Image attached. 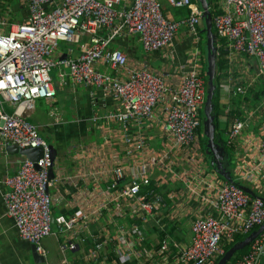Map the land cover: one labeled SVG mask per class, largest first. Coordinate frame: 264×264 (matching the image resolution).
<instances>
[{"label":"built area","instance_id":"obj_1","mask_svg":"<svg viewBox=\"0 0 264 264\" xmlns=\"http://www.w3.org/2000/svg\"><path fill=\"white\" fill-rule=\"evenodd\" d=\"M23 1L27 2V15L22 21L11 22L0 11V145L42 149L38 159L23 158L17 170L3 180L5 213L22 239L35 244L43 254L41 239L52 233L53 222L60 231L69 232L89 217L85 212L52 214L54 199L48 187L56 177L49 178L51 145L27 117L38 98L55 97L50 71L61 65L68 67L67 77L73 84L100 88L117 102L118 107L105 118L119 121L129 131L123 138L127 154L146 152L136 155L130 172L121 164L112 168L113 184L128 177L117 199L133 205L138 219L144 222L156 211L171 216L175 209L183 208L191 214L188 243L163 238L159 246L142 248L139 253L145 257L157 253L162 264H215L237 235L246 236L264 223V137L246 133V120L234 116L225 130V140L232 145L236 158L231 168L234 178L221 177L214 167L206 179L208 167L202 162L207 153L201 147L202 134L198 130L203 123L205 72L195 66L185 69L182 64L181 72L168 79L149 66L131 64L122 49L111 45L121 32L137 33L146 52L167 49L173 56L172 46L181 27L197 45L204 20L197 0H166L173 7L188 9L179 18L167 16L159 0ZM219 4L220 11L211 15V20L216 36L225 40V58L231 61L244 54L254 57L264 81V0H221ZM103 27L107 29L105 34L99 33ZM59 40L73 42L79 48L78 54H56ZM189 55L199 58L198 48L195 46ZM232 66L229 62L221 71L220 86L223 93L237 95L244 92L245 86L232 82L233 76L228 74ZM57 74L63 80L64 72L58 70ZM91 95L95 100L94 92ZM225 110L229 111L228 104ZM143 124L149 130L156 124V131L164 138L163 147L156 150L149 144L151 134L144 131ZM174 150L182 152L184 158L198 157L197 163L201 164L198 177L192 174L188 178L193 184L189 196L198 200L196 206H186V199L160 205V195L148 197L141 191L152 179L160 184L161 178H151L150 171L170 158ZM145 237V228L137 223L117 235L119 264L130 257L126 246L136 243L142 247ZM102 243L97 242L95 249ZM67 247L73 249L76 244L68 240ZM229 264H264V227L250 240L248 250Z\"/></svg>","mask_w":264,"mask_h":264},{"label":"crops","instance_id":"obj_2","mask_svg":"<svg viewBox=\"0 0 264 264\" xmlns=\"http://www.w3.org/2000/svg\"><path fill=\"white\" fill-rule=\"evenodd\" d=\"M159 1L163 12L171 18H179L188 11L187 8L173 7L166 0ZM220 1L215 0L218 7ZM0 11L11 22L22 21L27 15V2L0 0ZM202 28H204V20L200 26V39L195 45L186 28L181 27L172 46L175 50L173 56L167 49L146 52L137 33L121 32L111 45L122 49L131 64L149 66L154 71L166 74L168 79L174 73L181 72L182 64L186 65L185 69L195 66L206 74L207 58L204 53L206 32L204 31L203 36ZM3 30L6 31L7 27ZM106 32L107 29L104 27L99 31L101 34ZM195 46L199 50V58H191L189 55ZM69 49L71 50L68 51ZM78 52L79 48L76 45L74 48H58L57 45L55 50L56 54L70 56H75ZM229 62L233 65L228 71V74L233 76L232 82L243 84L245 89L243 95L222 92L221 101L228 104L229 111L225 110L226 105H224L219 118L221 125L226 124L227 129L231 119L237 116L246 120L244 130L246 133H252L256 138L264 137V81L259 76L255 59L244 54L237 59L227 61L225 67H228ZM58 70H62L64 76L63 80L58 78L57 82L53 79L55 97L52 100L38 98L34 108L27 113V117L37 125L40 133L55 148L52 170L56 179L48 187V192L54 199L52 214L69 216L85 212L89 217L69 232L60 231L53 222L52 233L41 239L44 253L41 254L35 248L38 256L34 259L32 243L19 236L12 218L5 213L3 202L5 190L3 180L8 174L17 170L23 157L19 153L2 150L0 152V264H119L116 251L119 244L117 235L122 231L126 232L133 223L145 228L146 237L142 247L136 243L126 246L130 257L125 264H162L157 253L145 257L139 251H142V248L151 249L159 246L163 238L188 243L191 214L184 212L183 208L175 210L172 208L174 215H160L156 211L144 222L138 219L133 205L121 198L117 199L120 188L128 183V177L113 184L112 168L116 164H121L126 172H130L134 170L131 167L136 155L141 156L146 152L127 154L123 138L129 131L119 121L105 118L108 112L118 107L117 102L108 93L93 86L73 84L67 77L66 65L56 67L57 72ZM59 92L65 95L64 99H61L63 103H60L58 98ZM91 92H94L95 100ZM256 94H259L260 98L253 101ZM8 108L11 109L10 106ZM251 110L254 116L249 114ZM234 112L236 113L232 115ZM143 129L151 134L149 144L152 147L156 150L163 147L164 138L156 131V124L152 130L143 124ZM148 150H151L150 147ZM206 153L202 163L208 167L204 175L207 179L216 166L211 154ZM195 157L191 155L184 158L182 152L174 150L170 158H165L159 167L155 166L150 171L151 178H161L160 184H156L154 179L152 181L158 185L160 194H164L167 200L186 199V206L197 205L198 200H192L189 196V187L193 184L188 181L189 176L193 174L194 177H198L201 172L198 169L201 164L197 163L198 157ZM231 157L234 167L236 158L233 149ZM201 167L203 170L204 167ZM152 196H159V193ZM97 207H100L99 210L92 215V211ZM169 228H172L173 232ZM129 239L133 241V238L129 237ZM68 240H72L76 247L73 249L67 247ZM97 242L103 243L96 250ZM52 248L56 253L48 259L47 254Z\"/></svg>","mask_w":264,"mask_h":264},{"label":"water","instance_id":"obj_3","mask_svg":"<svg viewBox=\"0 0 264 264\" xmlns=\"http://www.w3.org/2000/svg\"><path fill=\"white\" fill-rule=\"evenodd\" d=\"M203 9L204 14V30L206 32V44H207V61H206V75H207V89H206V96H205V102L203 106L204 111V120H203V129L204 133L207 136L208 139V147L209 152L212 155V161L217 165L218 170L223 174L225 178L228 180H232V177L224 170L221 164V155L218 153L219 147L214 144V122L213 117L214 115L211 113L212 110V95L214 93V75H215V47L213 40V31H212V20H211V12L209 8V1L208 0H197ZM66 54H63L61 57H65ZM2 150L11 151L15 153H19L23 158H28L30 160H36L41 156L42 149L41 147H19L15 144H8L5 147H2L0 145V152ZM52 150V162L51 166L49 168V178L54 177L53 175V162H54V156H55V148L51 146ZM245 190H247L249 193H251V190L247 186H243ZM264 227V223L260 225L256 230L251 231L246 236H244L242 239L234 242L226 251L225 253L216 261L215 264H225L232 255L240 248L247 245L250 240L258 233L259 230H261ZM32 247V253L34 256V259H36V256L38 254L36 253V246L35 244H31ZM40 256V255H39ZM38 258V257H37Z\"/></svg>","mask_w":264,"mask_h":264},{"label":"trees","instance_id":"obj_4","mask_svg":"<svg viewBox=\"0 0 264 264\" xmlns=\"http://www.w3.org/2000/svg\"><path fill=\"white\" fill-rule=\"evenodd\" d=\"M208 1H209V8H210L211 15L220 11V8L217 6L215 0H208ZM210 2H212L213 4H211ZM204 31H205L204 28H202L201 32L203 33V36H204ZM212 31H213V40H215L213 42H214V47H215L214 53H215V61H216V70H215V75L213 78L215 87H214V93L212 95V105L213 106H212V110H211V113L214 115V117H213V122H214L213 139H214V144L219 147L218 153L221 155L222 167L232 178H234V176L232 175V170H231V167L233 164L232 157H231L232 145L227 144L225 137L223 135L224 131L226 130V124L224 126H222L220 119H219L220 115H221V111H222L224 105H226L223 101H221L223 90L220 86V82H221L220 72L225 68V66L227 64V58H225V54L227 52V49L225 48V40L223 38H219L216 36V33H215L213 26H212ZM204 40H205V38H204ZM216 43H220L219 46L216 47ZM205 80H206L205 82H207V75L206 74H205ZM206 86H207V83H206ZM258 98H260V95L256 94L253 98V101H256ZM222 102H223V104H222ZM235 113L236 112H234L232 115H234ZM201 117H203L202 120H204L203 109L201 110ZM198 130L202 134L201 147L204 151H206V152H208V154H210L209 147L207 145L208 139L204 133L203 123H201ZM210 156L212 157V155H210ZM214 165L217 168V165L216 164H214ZM219 173H220L221 177L225 178L223 176V174H221L220 171H219ZM158 188H159L158 185L154 184V182L151 180L147 185H144L141 187V191L143 193L146 192L148 197L159 193V195L161 197L159 200L160 205H162L163 203H165V204L170 203V200L169 199L167 200V198L164 194L163 195L160 194ZM144 189H146V191H143ZM169 230L172 231V228H169ZM243 237H244L243 235H237L235 237V242L242 239ZM231 245H232V243L228 244L226 249H228ZM248 247H249V243L247 245H245L244 247L238 249L225 264H229V262L234 257H236L239 254L246 251V249H248Z\"/></svg>","mask_w":264,"mask_h":264},{"label":"rangeland","instance_id":"obj_5","mask_svg":"<svg viewBox=\"0 0 264 264\" xmlns=\"http://www.w3.org/2000/svg\"><path fill=\"white\" fill-rule=\"evenodd\" d=\"M74 47H75V44L73 42H68V41H65V40H59L58 41V48H74ZM207 52H208V49H207V44H206L205 47H204V53H205L206 58H207ZM50 74L52 75L53 79L56 80V82H57L59 76L57 74V71H56L55 67L53 69H51ZM243 94L244 93H242V95ZM248 96H249V93L247 92V98H248ZM64 97H65V95H63V94L61 95L60 92L58 93V98H60V103H63L61 99H64ZM6 109L9 110L7 105H6ZM252 116H254V115H252ZM202 119H203V117H202ZM55 253H56L55 250L52 248L51 251L47 254L48 259L53 257L55 255ZM62 256H63V254H62Z\"/></svg>","mask_w":264,"mask_h":264}]
</instances>
